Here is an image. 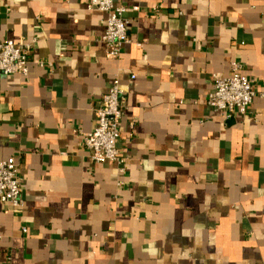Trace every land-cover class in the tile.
<instances>
[{
    "label": "crops",
    "instance_id": "obj_1",
    "mask_svg": "<svg viewBox=\"0 0 264 264\" xmlns=\"http://www.w3.org/2000/svg\"><path fill=\"white\" fill-rule=\"evenodd\" d=\"M86 1L0 0V41L37 39L28 76L0 73L25 200L0 203V264H264V0H119L118 58ZM233 62L256 96L228 118L207 101ZM116 75L123 174L83 138Z\"/></svg>",
    "mask_w": 264,
    "mask_h": 264
},
{
    "label": "built area",
    "instance_id": "obj_2",
    "mask_svg": "<svg viewBox=\"0 0 264 264\" xmlns=\"http://www.w3.org/2000/svg\"><path fill=\"white\" fill-rule=\"evenodd\" d=\"M86 4L90 10L96 9L106 14V30L101 42L108 57L118 58L123 46L129 42L128 22L124 16L126 7L119 0H87ZM36 42V38L18 43L10 39L0 41V73L28 76L29 58ZM212 79L213 87L208 95V106L228 118L237 111L245 114L256 96V90L250 78L242 72V65L233 62L227 77L213 75ZM124 95L121 79L116 75L108 92L95 109L94 129L83 134L91 161L96 164L115 163L120 174L125 172L126 162L118 147L119 123L125 108ZM261 95L264 96V92ZM122 184L123 181H119L118 185ZM23 191L19 164L14 159L0 158V203L8 205L15 213L23 211ZM23 232L28 233V229L24 227Z\"/></svg>",
    "mask_w": 264,
    "mask_h": 264
}]
</instances>
